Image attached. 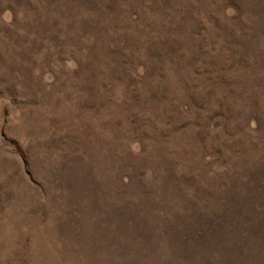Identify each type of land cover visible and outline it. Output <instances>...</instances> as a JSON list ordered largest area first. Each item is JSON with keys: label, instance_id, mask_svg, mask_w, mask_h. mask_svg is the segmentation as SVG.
Masks as SVG:
<instances>
[{"label": "rangeland", "instance_id": "1", "mask_svg": "<svg viewBox=\"0 0 264 264\" xmlns=\"http://www.w3.org/2000/svg\"><path fill=\"white\" fill-rule=\"evenodd\" d=\"M0 264H264V0H0Z\"/></svg>", "mask_w": 264, "mask_h": 264}]
</instances>
